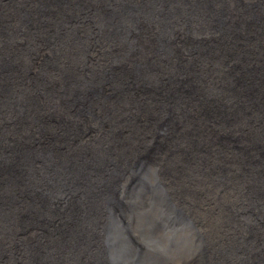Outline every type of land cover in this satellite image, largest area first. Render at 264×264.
Returning a JSON list of instances; mask_svg holds the SVG:
<instances>
[{
	"label": "bare ground",
	"instance_id": "1",
	"mask_svg": "<svg viewBox=\"0 0 264 264\" xmlns=\"http://www.w3.org/2000/svg\"><path fill=\"white\" fill-rule=\"evenodd\" d=\"M90 1L0 0V264H109L108 252L124 264H264V96L244 90L258 76L235 82L241 72L231 62L233 53L240 68L262 58L264 75V0H110L102 8ZM156 39L190 61L181 74L188 84L198 74L204 88L234 81L237 91L227 90L222 103L207 98L217 124L201 119L226 135L215 159L176 126V152L157 147L164 114L172 117L176 106L159 103L170 98L165 88L136 89L131 79L142 74L130 72L151 59L150 73L158 74ZM106 114L119 125L103 122ZM48 124L64 131L57 142L46 137L57 143L53 155L37 150ZM119 129L130 144L120 145ZM150 147L146 193L131 204L120 186L133 180L122 171L140 157L149 162ZM80 181L104 191H73L59 207L49 204ZM76 196L88 206L81 209ZM104 203V212L97 209Z\"/></svg>",
	"mask_w": 264,
	"mask_h": 264
},
{
	"label": "water",
	"instance_id": "2",
	"mask_svg": "<svg viewBox=\"0 0 264 264\" xmlns=\"http://www.w3.org/2000/svg\"><path fill=\"white\" fill-rule=\"evenodd\" d=\"M110 0H91L89 2L88 5H91L92 3H97V6L100 4L101 8L104 7L105 5L110 4L109 2ZM127 2L130 1H124V4H128ZM123 4V3H122ZM131 4V3H130ZM109 8V7H108ZM44 21V20H43ZM86 21H88V23L90 25L96 26V24H94L92 19H87ZM108 20L106 19L105 22H101L99 21L98 23H100V26L103 27L106 22ZM43 23V22H42ZM119 25V22H115L112 23V26ZM165 39L169 40L171 39V35L169 36H165L163 35ZM128 42H130L129 40L127 41V39H125V43L128 44ZM151 43L154 44V48H155V52L157 53V55H159L160 59H162V64L161 66H155V70L157 71V75L154 76L153 74H151V65L152 63H154V65L157 64V61H153L150 59V62L147 63H142L139 62L136 63L138 64L135 68L132 67V69L130 70L131 74L133 76H135V73L137 71V73H141L142 77L141 80H134L133 78L131 79V83L135 86V88H140L144 86L145 89L151 88L152 86L155 87V89L158 90H162L163 88H165V90H167L169 97L168 98V102L165 101H159V103L162 105V107H166L168 105H173L175 107L174 110V115L172 117H168L166 114H164V119L163 121L160 123V130H158V134H159V140L157 143L160 142V146L165 148L166 146L169 147L171 150V152H176L175 148H173L172 146V142L174 140V133H173V129L174 127H178V132L180 130H183L181 135H183L184 137H189L191 139V143L192 144H197L199 143V147L200 150L201 149H205V151H207L206 153L209 155L210 158L215 159V157H218V154H220L219 151H217V143L218 140L222 139L223 136L226 135H221V133H218L217 131H215L214 125L211 126V131H209L208 127H206V124L203 126L201 124L202 120H205L206 116H209V118H213V122L211 124H217V118L214 115V113L212 112V110L210 108L211 105L207 102V98L208 101L211 103H222L225 99L227 95L229 94L228 91H230L232 94L235 93L237 90L235 88V84L234 81H229L224 79V82H218L215 81V85H218L219 88L215 87V85L210 86L209 88H204L201 87L202 84L201 82H199L200 76L201 74L195 75V81L194 83L191 85V83H187L185 80V76H182V70L184 68H192V66H190V61L185 58L184 56H176L174 57L173 53H169L167 52L164 47H163V41H159V40H153L151 41ZM236 54L239 57H245L246 54H238L239 51L235 50ZM251 55L253 56V53H251ZM260 58V57H259ZM194 60L196 61V63L199 62L198 58H194ZM260 60V64L259 62H256L253 65H248L249 63L245 64V66H242L241 69V75L240 74H235V77L237 76L235 82H237V80L239 81V83H243L245 80L244 78L246 77V75H249V77H254L257 78V80H253L251 83V89L247 86V84H244V90H246V92H252V91H257L258 94L260 96H264V75L259 77V72L261 71L260 66H262V58L259 59ZM216 70H219V68L217 67L216 64H214ZM200 68V65L197 64V69ZM185 75V74H184ZM240 75V76H239ZM234 77V79H235ZM137 81H140V83H137ZM174 83L173 86H169L170 84ZM133 86H130V89ZM228 90V91H227ZM184 96L190 97L189 99L185 98ZM192 96V97H191ZM194 98H196L194 100ZM164 100V99H163ZM194 100V102H193ZM40 102L38 101V106L40 108ZM85 104V103H84ZM210 108H209V107ZM88 105L85 104L83 109H85V111H88ZM130 106L128 105L127 109H129ZM174 109V108H173ZM152 109L148 108L145 110L146 114L151 116L152 113ZM20 112V110H19ZM198 114L195 116H199L200 118V124L198 123V121L195 119L194 114ZM22 114V112H20V115ZM155 113H153V115L151 116V118H153ZM182 116H185V118H182ZM167 117V119H165ZM100 118H102L103 122L104 121H108L111 119H114L111 124L114 125H119L118 122H115V118H113V116H109L108 114H106L104 117L101 116ZM182 118V119H181ZM29 124V123H28ZM48 127H45L41 132L39 131L38 136V147L37 150L38 152L40 151H47V153L49 154H54V152H52V149L49 147L51 146L52 148H56L57 143H50L48 142V139H46V137L50 134L53 133L51 136V138L53 140H55L56 142L59 141L60 137L63 136L64 131L61 129V127H59V129H51L50 126L51 124L47 125ZM53 127V126H51ZM192 127H194V130L192 131ZM206 128V129H205ZM125 130V129H124ZM114 131V130H113ZM118 134L121 135L122 131L121 129L118 130ZM207 132V134L205 132ZM126 132V130L124 131ZM123 132V133H124ZM120 138H122V142H120V145L125 143V145L130 144L132 142V138L130 135H125V133L123 134ZM112 136H114V132L112 133ZM201 145V146H200ZM48 147V148H47ZM106 148H112V143H109L108 145H106ZM151 149L148 151V158H150V161L148 162V160H144L138 158V161L136 160L132 166L129 168L126 166L124 167V170L122 171V178L124 179H128L129 180H133V182H130L129 187H125V189L122 187V185L120 186V190L123 192L125 191L126 196H128V198H131L130 200L127 199L131 204L134 203V200L136 198L140 199L141 195L146 193V183L149 180L146 175H149V171L152 170L150 169V165L153 162L154 158H153V152H155V148L154 147H150ZM122 149V148H121ZM124 149V152L122 153L121 157H128L127 153L128 149ZM57 151H59V149H56ZM67 152H71L67 151ZM140 152V150L138 151ZM136 152V153H138ZM101 154V152L99 151V153L97 154V156ZM28 155H22V158L27 157ZM213 159L211 160V162L213 161ZM48 166L52 167L54 166V164L52 162H46ZM216 166V165H215ZM219 170L224 173L226 167L219 166ZM56 172V174L53 173V175H55L56 177H58V180L63 179L65 183H68V175H65V173L63 172L62 167L61 168H57L54 167L53 168ZM161 172V169H160ZM50 184H52V181H50ZM72 191L68 192L65 194L64 190L62 191L61 194H57L54 195L52 199L49 200V204L52 205H57V207H59L58 205L61 204V202H63V200H68L69 198H72L73 195V191H77L82 194L85 195L86 197H91L92 195L96 194L98 195V191H104L103 187L97 186L96 184L93 185L90 189L89 186L86 187L85 184L83 182H78L77 185H73L71 187ZM96 191V192H94ZM44 199V195L40 200ZM75 199H79V203L81 204V209H84V207H87L88 204L84 203L86 201V199L83 198L80 199L79 197H75ZM82 200V201H80ZM59 201V204H57L56 202ZM125 202V201H124ZM126 203V202H125ZM104 207H105V203L101 206H97V209L99 208L100 210H102L104 212ZM175 212L177 213L179 211V209L177 208V205L175 203V207L174 209ZM83 214V213H82ZM109 216H112V213L109 214ZM108 234H105V238H103V244L107 247L110 246L109 248H107V251H110V249L112 248L111 245L109 244V240H108ZM1 243V241H0ZM107 258L109 259L110 262H108L109 264H124L123 262V257H121V255H114L112 253H106ZM136 264V263H135Z\"/></svg>",
	"mask_w": 264,
	"mask_h": 264
},
{
	"label": "rangeland",
	"instance_id": "3",
	"mask_svg": "<svg viewBox=\"0 0 264 264\" xmlns=\"http://www.w3.org/2000/svg\"><path fill=\"white\" fill-rule=\"evenodd\" d=\"M248 16V15H247ZM248 18H249V16H248ZM247 18V19H248ZM247 21V20H246ZM235 29V27L234 26H231V30H234ZM238 37V36H237ZM236 38V37H235ZM236 57H235V53H233L232 54V57H231V62L233 61V63L235 64L233 67H234V69H235V71H237V72H241V69H240V67L239 66H237V64H239L238 62H239V60L238 59H235ZM235 60V61H234ZM239 69V70H238ZM171 106V105H170ZM211 129L212 128H210V130L209 131H211ZM160 144V143H159ZM157 145V147L159 146L160 147V145ZM199 145V144H198ZM201 146V145H200ZM200 148V147H199ZM202 151L204 150V149H201ZM218 238H216V240H217Z\"/></svg>",
	"mask_w": 264,
	"mask_h": 264
}]
</instances>
